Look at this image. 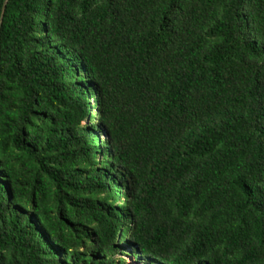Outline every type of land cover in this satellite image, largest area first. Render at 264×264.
<instances>
[{"label": "trees", "instance_id": "16d2710c", "mask_svg": "<svg viewBox=\"0 0 264 264\" xmlns=\"http://www.w3.org/2000/svg\"><path fill=\"white\" fill-rule=\"evenodd\" d=\"M129 261L264 264V0H0V264Z\"/></svg>", "mask_w": 264, "mask_h": 264}, {"label": "rangeland", "instance_id": "374dc122", "mask_svg": "<svg viewBox=\"0 0 264 264\" xmlns=\"http://www.w3.org/2000/svg\"><path fill=\"white\" fill-rule=\"evenodd\" d=\"M102 139H105V138H104V137H102ZM129 264H133V263L129 261ZM134 264H136V263H134Z\"/></svg>", "mask_w": 264, "mask_h": 264}]
</instances>
